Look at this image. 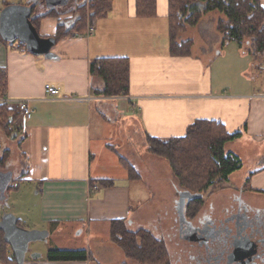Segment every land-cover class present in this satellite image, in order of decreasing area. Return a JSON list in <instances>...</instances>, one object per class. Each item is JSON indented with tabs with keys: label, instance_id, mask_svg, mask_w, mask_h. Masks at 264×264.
<instances>
[{
	"label": "crops",
	"instance_id": "crops-1",
	"mask_svg": "<svg viewBox=\"0 0 264 264\" xmlns=\"http://www.w3.org/2000/svg\"><path fill=\"white\" fill-rule=\"evenodd\" d=\"M134 6L135 0H114L109 16L91 25V34L59 41L51 50L52 58L21 53L0 42V68L8 72L9 106L16 110L17 102L27 101L33 110L31 120L18 121L21 170L18 166V173L9 164L6 170L13 178L24 175L15 192L25 184L34 187V201L28 204H34L35 212L28 211V206L18 222L31 221L33 213L41 226L36 230L48 231V239L53 238L47 254L53 249L89 254L83 262L50 261L46 254L25 264H125L124 252L111 240L113 222L133 223L132 179L120 157L132 161L140 175L135 180H144V170L155 174L157 158L147 150L143 140L147 135L160 140L180 138L197 120H216L230 133H243L226 147L245 143L264 147V90L256 85L257 79L254 84L243 80L248 70L242 68L247 61L243 58L250 56L236 43L226 46L228 52L220 51L219 20L209 25L205 16L196 27L188 28L178 42L192 40V56L174 58L167 0H158V17L152 19L136 17ZM60 18L43 19L40 36H55ZM189 29H196L199 37L187 38ZM109 58L130 61L127 97L93 95V89L102 90L103 84L90 78V63ZM47 85L59 94L49 96ZM2 152L0 146V158ZM243 152L244 147L230 153L242 159ZM263 156L264 151H258L254 162ZM104 180L112 185L103 188ZM242 188L264 194V165L251 170ZM78 230L87 234L86 245L62 241Z\"/></svg>",
	"mask_w": 264,
	"mask_h": 264
},
{
	"label": "trees",
	"instance_id": "trees-1",
	"mask_svg": "<svg viewBox=\"0 0 264 264\" xmlns=\"http://www.w3.org/2000/svg\"><path fill=\"white\" fill-rule=\"evenodd\" d=\"M37 1V0H35ZM33 6V25L39 32V26L47 17H61L72 14L71 20H60L57 33L53 37L55 45L63 40L84 35L95 21L109 16L114 0H60L61 4L48 5L49 0H40ZM56 1V0H54ZM76 1V2H75ZM73 6L65 13V8ZM32 3L28 4L31 6ZM11 6L4 3L0 12ZM45 7L43 10L42 8ZM136 17L152 19L158 17V0H135ZM169 21L170 54L174 58L192 56L193 41L178 42L188 28L196 27L205 15L220 13L224 18L217 24L218 33L222 36V48L230 43L238 47L253 60V65L260 66L264 61V4L261 0H167ZM0 42L13 47V50L32 55L26 46L19 42L8 43L0 36ZM55 57V56H54ZM90 78L103 84L102 90H94L93 95L103 98L129 96L130 61L126 58L96 59L91 61ZM8 72L0 68V133L8 139H19L21 133L17 126L20 113L12 109L7 101ZM17 134V135H16ZM241 131L230 133L226 126L216 120H197L190 125L186 134L180 138L160 140L146 136L148 152L164 160L181 188L195 195H202L188 201L184 210L186 220H195L205 207V194L213 196L224 191L230 177L243 168L242 160L233 153L226 152V145L239 140ZM20 143V142H19ZM10 151L4 150L0 158V170L6 172ZM120 162L127 169L132 180L139 179L135 169L123 158ZM7 173V172H6ZM9 173V172H8ZM24 176V175H23ZM13 178L9 191L4 198L0 197V208L8 205L9 194L17 191L21 177ZM92 182V187L94 186ZM103 188L112 185L104 180ZM248 181L246 182V185ZM18 225L20 226L19 222ZM125 220L112 223L111 240L124 252L126 262L137 264H172L167 243L164 239L155 238L151 232L139 230L128 231ZM50 261H88L85 250L63 251L50 250L46 256ZM0 260L2 264H18L11 247L4 241L0 231Z\"/></svg>",
	"mask_w": 264,
	"mask_h": 264
},
{
	"label": "rangeland",
	"instance_id": "rangeland-1",
	"mask_svg": "<svg viewBox=\"0 0 264 264\" xmlns=\"http://www.w3.org/2000/svg\"><path fill=\"white\" fill-rule=\"evenodd\" d=\"M31 0H0V7L3 6L4 3L9 5H23L26 4ZM73 5V4H72ZM68 6L65 8V13L72 10V6ZM43 10L45 7L42 8ZM206 17L204 22H208L209 25L216 23L218 20L223 19L224 17L218 13L213 12L210 13ZM204 16V17H205ZM73 17L72 14H67L61 16L60 20H71ZM203 17V18H204ZM202 18V19H203ZM200 23V22H199ZM186 37H199V33L196 29H189L187 31ZM181 36V35H180ZM220 51L222 50L224 53L228 52V47L222 48L220 47ZM249 56V55H248ZM245 56L243 59L247 60L245 64H242V68L247 67L248 70L245 71V74H242L243 80L251 81L254 84V79H257V86L264 90V61L260 66L253 65V60L251 57L248 59ZM251 62L248 63V62ZM236 72H240V67L235 69ZM244 87V86H243ZM242 87V88H243ZM241 88V87H240ZM254 88V86H253ZM103 89V88H102ZM109 99V98H108ZM20 117V116H19ZM20 119V118H19ZM19 121V120H18ZM17 121V126H18ZM134 126V125H132ZM131 127L132 133V140L135 138L134 131ZM17 135V134H16ZM141 138V137H140ZM138 140V139H137ZM141 140V139H140ZM146 144V138L143 139ZM19 139H8L2 133H0V146L2 150H9L11 155L9 158V165L13 166L19 173L23 164L22 155L18 148ZM246 145L248 148H246ZM244 147V152L242 153L241 160L244 162L243 168L233 174L230 177V184L226 185V189L224 191H220L213 196H209V194H205V207L202 210V213L207 211L213 214L215 219H220L222 217V212L224 208H229L232 206L237 197L242 198L244 201L248 202L255 208H264V194L261 193H250L246 190H243L242 186L246 178L251 173V170L261 168L264 165V156L259 163H255L256 154L258 151H264V147L261 145L254 146L251 143H245L241 147H235V144H230L226 147V152H233L235 150H239ZM248 149V150H246ZM135 150L136 149H129ZM133 159H138V156L133 155ZM157 158V157H154ZM133 168L132 161L125 159ZM135 169V168H134ZM155 174H150L148 170H144V180H131L129 184L132 189V218L133 221L132 225H127L128 231L130 232H137L139 230L149 231L155 238L158 239H165L167 242L168 250L171 256V263L176 264V260L178 254L180 252L179 246L183 245V240L179 238L178 235V228L179 223L178 220V212H177V205L180 197V190L178 182L176 181L175 177L173 176L168 164L159 158L156 159V163L154 165ZM138 173L135 169V174ZM139 174V173H138ZM6 181L2 178L0 180V185L4 186ZM15 185L19 186V183H15ZM32 185V184H31ZM30 184L22 185L21 190L19 192L11 191L10 198L8 200V205L4 207V209L0 210V219L5 213H9L14 215L17 219L21 217V215L25 214L27 211V207L29 206L28 203H32L34 201L33 190L34 187ZM34 203V202H33ZM34 211L35 207L34 204H31V207H28V211ZM205 210V211H204ZM32 211V212H33ZM201 213V214H202ZM129 220V221H131ZM24 224H20V227L27 231H36L35 227H41L39 224H36L35 220L33 219V213L31 215V221L27 219H22ZM40 231V230H37ZM80 231L78 230L75 235L70 233L67 240L62 239L63 242L71 243V245L78 246L81 244L87 243L88 237L87 234L84 232L83 234H78ZM105 237V238H104ZM102 237V239H107V236ZM98 240V238H96ZM53 238H49L47 241H38L31 243L29 246V252L26 256V260H30L33 254L38 255H46L47 251L50 247V243ZM95 241L92 238V243ZM93 245V244H92ZM184 246V245H183ZM187 246V245H185ZM188 247V246H187ZM116 248V247H114ZM118 249V248H117ZM120 254L123 252L118 249ZM123 256V255H122ZM94 264V263H92ZM128 264H137V262H133L131 260L128 261Z\"/></svg>",
	"mask_w": 264,
	"mask_h": 264
},
{
	"label": "flooded vegetation",
	"instance_id": "flooded-vegetation-1",
	"mask_svg": "<svg viewBox=\"0 0 264 264\" xmlns=\"http://www.w3.org/2000/svg\"><path fill=\"white\" fill-rule=\"evenodd\" d=\"M201 213L193 221L178 217L184 246H179L176 264H264V208L237 197L220 219Z\"/></svg>",
	"mask_w": 264,
	"mask_h": 264
},
{
	"label": "water",
	"instance_id": "water-1",
	"mask_svg": "<svg viewBox=\"0 0 264 264\" xmlns=\"http://www.w3.org/2000/svg\"><path fill=\"white\" fill-rule=\"evenodd\" d=\"M60 0H49L48 5L56 6L61 4ZM90 2L93 0H89ZM36 1H32L31 6L11 5L4 8L0 12V36L8 43L19 41L23 43L27 50L34 56L44 55L45 57H54L51 54L52 48L55 46L53 38H43L33 25L32 9L36 5ZM6 181L4 186L0 185V197L4 198L9 191V187L13 180V174L4 173L0 170V180ZM202 195H195L187 191H180V197L177 205V212L180 220L186 221L184 210L187 201L201 198ZM4 209V207L0 208ZM0 231L4 233V241L11 247L18 264H25L26 256L29 252L31 243L38 241H47L49 237L48 231H27L18 225V219L9 213H5L0 219ZM251 245L254 246L252 243ZM32 259L37 260L41 255L33 254Z\"/></svg>",
	"mask_w": 264,
	"mask_h": 264
},
{
	"label": "built area",
	"instance_id": "built-area-1",
	"mask_svg": "<svg viewBox=\"0 0 264 264\" xmlns=\"http://www.w3.org/2000/svg\"><path fill=\"white\" fill-rule=\"evenodd\" d=\"M94 31V27L90 26L88 30V34H91ZM47 94L51 97H56L59 94V90L57 88H53L50 85L45 87ZM16 110L20 113L21 121H29L33 116V110L29 106L27 101H19L16 103ZM19 119V120H20ZM97 189V187H94Z\"/></svg>",
	"mask_w": 264,
	"mask_h": 264
}]
</instances>
